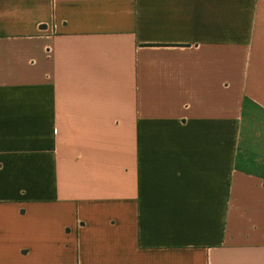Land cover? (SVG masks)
Returning a JSON list of instances; mask_svg holds the SVG:
<instances>
[{"label": "crops", "instance_id": "0c3cea01", "mask_svg": "<svg viewBox=\"0 0 264 264\" xmlns=\"http://www.w3.org/2000/svg\"><path fill=\"white\" fill-rule=\"evenodd\" d=\"M0 264H264V0H0Z\"/></svg>", "mask_w": 264, "mask_h": 264}]
</instances>
